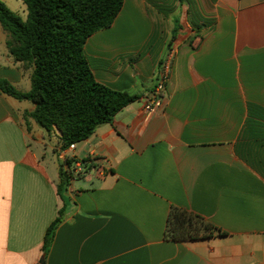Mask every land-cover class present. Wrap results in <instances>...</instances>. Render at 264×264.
I'll return each instance as SVG.
<instances>
[{"label": "crops", "instance_id": "obj_1", "mask_svg": "<svg viewBox=\"0 0 264 264\" xmlns=\"http://www.w3.org/2000/svg\"><path fill=\"white\" fill-rule=\"evenodd\" d=\"M1 36L0 79L27 92ZM84 53L96 82L138 100L61 159L58 132L0 92V264H264V0H123ZM172 207L222 235L166 238Z\"/></svg>", "mask_w": 264, "mask_h": 264}, {"label": "trees", "instance_id": "obj_2", "mask_svg": "<svg viewBox=\"0 0 264 264\" xmlns=\"http://www.w3.org/2000/svg\"><path fill=\"white\" fill-rule=\"evenodd\" d=\"M20 1L26 10L24 21L0 0V27L8 55L29 71L30 89L19 92L0 79V92L32 104L34 109L23 115L26 125L30 119L48 136L57 131L62 152L88 139L98 126L111 123L138 100L96 82L84 53L88 38L112 25L123 0ZM69 177L62 174V183ZM220 235L216 226L198 215L175 207L169 210L165 236L170 240L192 242Z\"/></svg>", "mask_w": 264, "mask_h": 264}, {"label": "built area", "instance_id": "obj_3", "mask_svg": "<svg viewBox=\"0 0 264 264\" xmlns=\"http://www.w3.org/2000/svg\"><path fill=\"white\" fill-rule=\"evenodd\" d=\"M172 58L167 55L165 59L161 60L159 71L157 72V80L154 84L153 89L149 92L148 96L144 100L142 111L146 117H150L155 114L162 107V93L164 91L165 82L168 76V72L171 66ZM74 145H70L68 149L72 150ZM60 158L64 159L63 151L60 153Z\"/></svg>", "mask_w": 264, "mask_h": 264}, {"label": "rangeland", "instance_id": "obj_4", "mask_svg": "<svg viewBox=\"0 0 264 264\" xmlns=\"http://www.w3.org/2000/svg\"><path fill=\"white\" fill-rule=\"evenodd\" d=\"M3 3L5 4V6L10 11L14 12L17 16H19L22 21L25 20V18H26V10H25V6L23 5V3L20 0H4ZM1 35H3V32H2V30L0 28V37H2ZM14 89L17 90V91L19 90V92L23 91V90H21V89H19L17 87H15ZM16 103H18L23 108H27L29 106V103H27V102H16ZM52 160L55 161L56 158L54 156H52Z\"/></svg>", "mask_w": 264, "mask_h": 264}, {"label": "water", "instance_id": "obj_5", "mask_svg": "<svg viewBox=\"0 0 264 264\" xmlns=\"http://www.w3.org/2000/svg\"><path fill=\"white\" fill-rule=\"evenodd\" d=\"M43 257H41L40 259H39V261H38V264H43Z\"/></svg>", "mask_w": 264, "mask_h": 264}]
</instances>
